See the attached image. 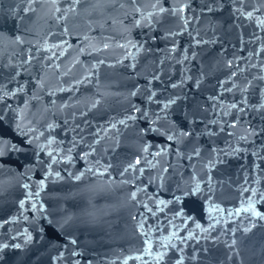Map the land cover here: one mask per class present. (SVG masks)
<instances>
[{"label": "water", "instance_id": "obj_1", "mask_svg": "<svg viewBox=\"0 0 264 264\" xmlns=\"http://www.w3.org/2000/svg\"><path fill=\"white\" fill-rule=\"evenodd\" d=\"M202 3L81 0L73 12L64 0H49L43 7L37 0L36 11L24 13V0H0V96L15 93L0 100V130L13 143L39 137L25 155L0 158L7 161L0 170V245H22L0 252V264H264V221L244 211L251 201L264 213V136L249 134L264 124L259 108L264 104L259 79L264 76V26L257 22L264 19V0H224L223 9L203 16ZM182 4L192 11L180 13ZM57 6V16L67 13L64 19L51 14ZM160 7L166 11L160 13ZM237 8L254 15L249 19L235 13ZM185 15L199 19L185 25ZM213 28L217 37L227 35L226 51L219 44L195 45V38L212 37ZM16 36L24 43L13 42ZM29 56L31 62L24 63ZM13 73H18L14 79ZM153 73L160 78L149 84ZM201 76L197 89L194 80ZM182 80L181 87H170ZM177 95L188 99L171 106V124L161 119L151 125L160 132L141 134L162 106L153 101L166 103ZM196 103L203 110L193 109ZM234 103L246 112L232 108ZM133 107L147 110L149 119ZM128 116L137 119L119 123ZM186 126L199 135L181 137L178 145L167 140ZM49 139L55 141L48 151L56 163L40 148ZM73 139L76 146L69 153ZM177 146L182 155L173 151ZM194 147L201 154L189 160L183 153L192 155ZM232 148L247 151L232 153ZM85 152L91 154L80 159ZM108 164L104 175L72 178L89 166L104 172ZM130 164L136 170L121 174ZM57 171L63 179L55 177ZM197 183L200 191L186 195ZM68 216L72 219L64 224ZM28 234L33 239L25 243Z\"/></svg>", "mask_w": 264, "mask_h": 264}, {"label": "snow or ice", "instance_id": "obj_2", "mask_svg": "<svg viewBox=\"0 0 264 264\" xmlns=\"http://www.w3.org/2000/svg\"><path fill=\"white\" fill-rule=\"evenodd\" d=\"M37 2V0H24V3H25V7L22 9V11L24 13H28V12H35L36 9L35 7H33V5ZM52 4H55V0H51ZM64 2L68 5L71 6V10L74 12L75 11V7L76 5L80 4L81 3V0H64ZM113 3H116L118 2V0H112ZM49 3V0H42V7L47 5ZM123 6V5H121ZM153 7H156V5H153ZM224 7V0H204V3L201 4L200 6V14L203 16L205 14H212V15H215L216 12L218 10H221L223 9ZM188 10V11H192L191 7L189 4H182L180 9L178 10L180 13H185V11ZM49 11H51V9H49ZM136 11H139V9L137 8ZM166 11V9H164L163 7H160L159 9V12L160 13H164ZM60 12V9L59 7L57 6L56 7V11L54 13H51L52 15H54L56 17V19H64L65 16H66V12L62 15H56V13H59ZM235 13H241V10L239 8H237L235 10ZM235 13H233V15H235ZM150 16L152 15L151 13L149 14ZM241 15H245L247 18L251 19L254 15V13L252 11H248L246 13H241ZM21 20L23 19V17H19ZM199 17L198 16H187L185 15V18H184V24L185 25H188L189 23H191L192 21L194 20H198ZM259 25L261 26H264V19L262 20H258L257 21ZM65 31H67V29H65ZM197 36L199 37V33H197ZM3 38V34L0 33V39ZM258 38V37H257ZM227 40V35L226 34H221L219 37H217L215 35V28H213V35L212 37H210L209 39L205 40L203 37H199V38H195L194 39V43L197 47L199 46H202V45H206V44H211V45H215V44H219L221 49H223L224 51H226V49H224V43L225 41ZM15 43H24V41L19 37V36H16L15 40L13 41ZM105 48L108 47L107 44L104 45ZM123 47V45H122ZM196 53L193 52V57H195ZM251 55V54H250ZM33 57L29 56L25 61L24 63H30L31 60H32ZM185 59H188L189 57L188 56H185L184 57ZM99 63H104V61H99ZM227 66L228 67H232L233 66V61L232 60H228L227 61ZM8 67V66H6ZM96 65H93V68H95ZM129 67H132L133 69L135 68V65H129ZM237 68H239V65H236ZM18 73H13V76H12V79L15 78V75H17ZM92 73H90L91 75ZM236 73L233 72L231 73V75H235ZM159 74L158 73H153L152 74V78L151 80L149 81V84H151V81L152 80H159ZM89 77H85V80H88ZM185 79H193L192 77L190 76H186ZM259 79L261 81H264V76H261L259 77ZM201 80H202V76L201 77H197L195 78L194 80V87L195 88H199L200 87V84H201ZM83 81H77V83H82ZM37 83H41L40 81H37ZM183 84V80L181 81V84L178 85L176 83H172L170 85V87L172 88H177V87H181V85ZM227 91H231V89H226ZM17 91H22V88L21 89H17ZM61 91H63V89H61ZM246 91V89H245ZM132 95H136V92L133 91L131 93ZM9 95H15V93H12V92H4L3 93V96H0V100L4 99L5 97H8ZM155 96V92H149V96H148V99L149 100H153ZM181 99H188L187 96H175V97H169L167 102L166 103H162L160 101H153L155 103H161L162 106L159 110V112L157 113H154L155 115V119H151L150 120V125L149 127H146L144 129L141 130V134H148L150 132H160V128H155V127H152L151 125H155L157 123V121L163 119L165 121V123H168V124H171V122L169 121V116H170V112H169V109L171 108L172 105L174 104H177L178 100H181ZM209 100H213L215 101L217 99V97H208ZM96 105L94 104L93 107H95ZM7 107V105H6ZM193 109H196V108H201L202 109V106H200L198 103L196 104H193ZM232 108H235V109H238V112L239 113H244L246 112V109L245 108H242V107H239L237 104H232L231 105ZM253 107V109L255 110V106H251ZM259 108L260 110H264V104H260L259 105ZM133 112H139L141 114V117L142 119H149V116H148V112L147 110H144V109H140L138 107H133ZM184 118H185V121L186 123L188 122L189 120V114L188 112H184ZM137 119V117L135 116H128L126 119H122L119 121L120 124H124L126 125L127 124V120H135ZM262 119H264V117H262ZM0 120H2V117H0ZM196 123H198L197 119L195 118V114H193L192 118H191V125H195ZM213 123H216L215 121H213ZM230 127L232 128H235L236 127V123H232L231 125H229ZM54 127V125H48V129L51 130L52 128ZM112 128H115L116 125L115 124H112L111 125ZM16 128L17 129H20L21 128V125L20 124H16ZM221 131H223L224 129L221 128L220 129ZM29 131H35V129H29ZM200 134H204V133H200ZM250 135H255L256 137H260V136H264V124H262L261 126L257 128H252L250 130ZM42 135V133L40 134ZM197 135L195 130L194 129H191L189 127H185L184 130L182 131H177V132H171L170 134L167 135V140L168 141H172L174 143H176L177 145L180 143V138L181 137H193L195 138ZM207 135L211 136V135H214V133H211V132H208ZM228 135H232L231 133H229ZM33 139H39V137H35ZM33 139H28V140H20L19 142L17 143H13L11 140L5 138L4 136V133L2 130H0V158H3L5 156H8L10 154H13V153H19L21 155H25L26 153L29 152L30 150V147L31 145L33 144ZM242 140H245L247 141L248 139V136H243L241 137ZM55 141L54 139H49L47 141V144L45 145H41L40 148H41V151H47V155L51 158V161L52 163H56V158L53 157V154H52V151H48V148L51 144H53ZM96 143H99V141L97 140ZM76 146V141L75 139H73L72 141V147L68 149V152L71 153L73 148H75ZM91 147V146H90ZM169 147H171V145H169ZM93 152L95 151V149L92 150ZM148 149L147 147L144 148V152H147ZM161 151H167L166 149H161ZM176 155H182L181 153V150L179 148V146H177L174 150ZM213 154H216V155H219V153L216 152V150L213 148L210 150ZM223 151V150H221ZM241 151H244L246 152L247 149H239V148H232V153H239ZM232 153H228V152H224V155L225 156H228ZM91 153L89 152H85L83 156L79 157L80 159H84V160H87L88 156L90 155ZM160 152H157L156 155H159ZM201 154V151H200V148L199 147H194L192 148V155H187V153H183V155L186 156L187 159L191 160L193 156L195 157H199ZM254 155H259L258 152H254L253 153ZM33 155H37L35 152H33ZM71 156L69 155L68 156V162H71ZM261 159H264V157H261ZM218 163H225L224 160H218L216 161ZM7 163V161H3V160H0V170L4 169L5 167V164ZM39 163H43V161H39ZM97 164H99V160L96 161ZM140 161L139 159H137L136 161V164H139ZM146 163L150 164L151 162L150 161H146ZM111 167V164H108L107 166L104 167V172H101L99 171V169H94L93 167L89 166L85 169V171L83 172H80L78 175H74L72 178L76 181H80L86 173H92L94 175H104L105 172L108 171V169ZM48 168L50 170L51 168V164L48 165ZM130 170H136L135 168V164H130L127 168H124L123 169V172L121 174H123L124 172H128ZM140 172H143V169H139ZM165 171H167V169H165ZM49 174H51V172L49 171ZM55 177L58 178V179H63V177H61L60 175V172L57 171L55 172ZM210 183V181H209ZM43 184H44V181H40V186L43 187ZM23 187L25 189H27L29 187L28 184H24ZM247 190V189H246ZM200 191V188H199V183H197L196 187L191 189V192L190 193H186L187 194H192V193H198ZM32 194L29 193V197L31 196ZM36 196H39V192H36L35 193ZM252 195H255V191L252 190ZM132 198L135 199L136 198V193L133 192L132 193ZM261 199H264V195H262ZM177 200H179V197H177ZM160 203H164L163 201H161ZM24 204H25V201L21 200L20 201V207L23 208L24 207ZM33 208H35V204L32 205ZM249 210L252 211V216L253 217H256L258 218L260 221H264V213H261V212H258V211H255L253 208H252V202L250 201L249 202V208H246L244 209L245 212H248ZM149 211H151V209H149ZM91 215V214H89ZM72 219L71 216H68L65 218L64 220V224H67L70 220ZM249 220H250V225L251 227H255L256 224H255V221L252 220L251 217H249ZM63 226V225H61ZM197 227H200L199 225H197ZM251 227L249 228H245L244 231L245 232H248L251 230ZM261 227H264V224L261 225ZM33 239V237L28 234L27 235V238L25 240V243H28V242H31ZM40 239H43V237H40ZM72 244H75L76 241L75 240H72L71 241ZM236 241L233 240L232 241V244L229 245V248L233 247L235 245ZM9 248H12V249H21L22 248V245L20 243H15V244H9V243H5V244H2L0 245V252H2L3 250L5 249H9ZM62 255V254H61ZM72 255H76V253H72ZM0 259H3L2 256H0ZM158 259H163V254H160V256L158 257ZM125 264H127V262H125ZM178 264H181V262H178Z\"/></svg>", "mask_w": 264, "mask_h": 264}]
</instances>
